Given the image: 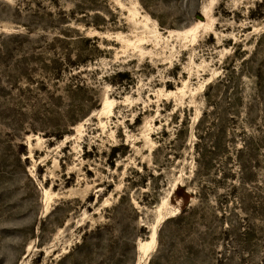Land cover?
<instances>
[{
	"label": "rangeland",
	"instance_id": "rangeland-1",
	"mask_svg": "<svg viewBox=\"0 0 264 264\" xmlns=\"http://www.w3.org/2000/svg\"><path fill=\"white\" fill-rule=\"evenodd\" d=\"M0 264H264V0H0Z\"/></svg>",
	"mask_w": 264,
	"mask_h": 264
},
{
	"label": "bare ground",
	"instance_id": "bare-ground-1",
	"mask_svg": "<svg viewBox=\"0 0 264 264\" xmlns=\"http://www.w3.org/2000/svg\"><path fill=\"white\" fill-rule=\"evenodd\" d=\"M142 36H143V34H142ZM143 41H141V42H143ZM155 233H156V225L153 224L150 227L149 239L148 240H145V241L138 242L139 252H141L142 255L145 254L149 250V245L150 244H154L156 242V240H155Z\"/></svg>",
	"mask_w": 264,
	"mask_h": 264
},
{
	"label": "trees",
	"instance_id": "trees-1",
	"mask_svg": "<svg viewBox=\"0 0 264 264\" xmlns=\"http://www.w3.org/2000/svg\"><path fill=\"white\" fill-rule=\"evenodd\" d=\"M179 190H181V189L179 188ZM179 190L176 191L177 192L176 194H178L182 199H184V201H186V196L179 193Z\"/></svg>",
	"mask_w": 264,
	"mask_h": 264
},
{
	"label": "water",
	"instance_id": "water-1",
	"mask_svg": "<svg viewBox=\"0 0 264 264\" xmlns=\"http://www.w3.org/2000/svg\"><path fill=\"white\" fill-rule=\"evenodd\" d=\"M156 237H157V232L155 233V240H156ZM136 250L139 251V246H138V244L136 245Z\"/></svg>",
	"mask_w": 264,
	"mask_h": 264
}]
</instances>
